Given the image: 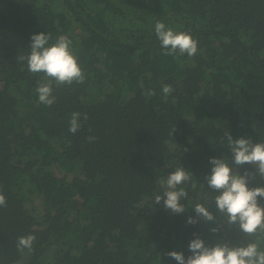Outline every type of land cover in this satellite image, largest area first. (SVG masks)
<instances>
[{
  "label": "trees",
  "instance_id": "trees-1",
  "mask_svg": "<svg viewBox=\"0 0 264 264\" xmlns=\"http://www.w3.org/2000/svg\"><path fill=\"white\" fill-rule=\"evenodd\" d=\"M157 21L197 53L164 55ZM40 33L68 37L85 77L53 83L51 106L44 74L18 60ZM225 132L264 143V0H0V264H178L166 253L187 259L197 237L264 248V234L226 223L204 180L211 158L232 166ZM177 167L192 174L181 214L154 201ZM197 203L213 222L187 223Z\"/></svg>",
  "mask_w": 264,
  "mask_h": 264
},
{
  "label": "clouds",
  "instance_id": "clouds-1",
  "mask_svg": "<svg viewBox=\"0 0 264 264\" xmlns=\"http://www.w3.org/2000/svg\"><path fill=\"white\" fill-rule=\"evenodd\" d=\"M155 34L164 50V55L187 54L189 57L197 53L198 42L187 32H176L167 28L164 23L157 21ZM30 52L26 56H19L18 60L27 61L28 70L32 73H43L44 77L38 81L36 92L39 102L45 106H51L53 96V83L56 85H71L73 82L83 83L84 73L80 68L76 56L72 51V41L66 36H59L54 43H49L50 37L45 33L31 36ZM173 89L171 85H163L162 92L170 95ZM147 95L154 96V91ZM81 114L74 112L69 121V132L75 134L81 127ZM87 120V114L83 116ZM175 129L173 130V132ZM228 148L231 152V162L224 158H211L210 174L204 180L212 190L219 193L214 197L217 211L226 218V223L237 226L240 233L255 236L264 234V186L250 187V184L258 176L264 180V143H254L250 138L233 139L232 135L225 132ZM95 137H88L93 142ZM250 165L252 170L239 169ZM192 178V174L183 167H177L171 172L165 181H161L164 188L162 195H156L155 204L163 201L164 208L175 214L185 213V206L181 203L187 198L183 187H178ZM7 201L0 191V207H6ZM197 218L189 217L187 223L194 225L203 219L205 222H213L214 214L203 204L194 206ZM212 233L220 232L218 227L209 229ZM35 240L34 235L18 238V250L31 249ZM188 250L191 255L185 259L183 253L171 251L166 253L178 264H264V248L259 241L248 242L234 246L229 242H217L213 246H206L203 239L197 237L190 241Z\"/></svg>",
  "mask_w": 264,
  "mask_h": 264
}]
</instances>
